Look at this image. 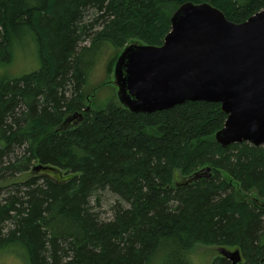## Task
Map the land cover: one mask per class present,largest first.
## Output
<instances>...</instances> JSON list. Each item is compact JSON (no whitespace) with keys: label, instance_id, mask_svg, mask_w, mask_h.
<instances>
[{"label":"trees","instance_id":"16d2710c","mask_svg":"<svg viewBox=\"0 0 264 264\" xmlns=\"http://www.w3.org/2000/svg\"><path fill=\"white\" fill-rule=\"evenodd\" d=\"M186 2H208L236 23L264 8V0H0V264H151L162 254L163 264H193L198 244L264 264V200L245 196L264 198V146L219 144L221 103L136 113L119 99L86 102L110 81L92 87L98 68L108 75L133 41L162 45ZM29 41L39 66L2 75ZM106 191L118 197L110 219L98 211ZM211 264L233 262L220 254Z\"/></svg>","mask_w":264,"mask_h":264},{"label":"water","instance_id":"95a60500","mask_svg":"<svg viewBox=\"0 0 264 264\" xmlns=\"http://www.w3.org/2000/svg\"><path fill=\"white\" fill-rule=\"evenodd\" d=\"M113 76L107 83L113 82L120 103L132 112L152 113L188 100L221 103L228 117L215 135L219 144L264 145V8L236 23L208 2H186L173 13L163 44H127ZM209 170L192 178L209 176ZM261 206L264 211V201ZM219 251L233 264L242 262L239 249Z\"/></svg>","mask_w":264,"mask_h":264},{"label":"rangeland","instance_id":"374dc122","mask_svg":"<svg viewBox=\"0 0 264 264\" xmlns=\"http://www.w3.org/2000/svg\"><path fill=\"white\" fill-rule=\"evenodd\" d=\"M118 56H115L110 64H109V74L105 73V67H99L96 74L93 76L92 81L96 83L92 85L99 86L102 82L106 81L109 77V80L112 81L113 70L115 66V62ZM39 66V60L36 50V45L34 42L29 41L26 45L23 43L21 48H19L14 57L13 63L6 65L4 68H1L2 75L6 77L10 76H20L24 73L30 72L36 69ZM108 82V80H107ZM105 83V82H104ZM91 87V88H92ZM93 89V88H92ZM116 86L113 83H106V85L102 86L95 92V98L92 101H86L87 105L90 107H102L113 98H117V90ZM94 90V89H93ZM92 90V91H93ZM118 101V100H117ZM264 146V145H263ZM245 196L250 199L254 197H258L261 200H264L257 192L246 193ZM118 200V197L111 193L110 191H106L103 194V200L101 206H99L98 211L104 219H110L114 216V206ZM219 246H210L204 244L196 245L190 252L189 257L193 264H211L213 259L220 255ZM230 250H235V248H228ZM164 255H159L155 257L151 264H163Z\"/></svg>","mask_w":264,"mask_h":264}]
</instances>
